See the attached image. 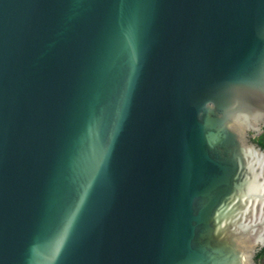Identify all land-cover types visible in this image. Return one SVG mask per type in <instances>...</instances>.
<instances>
[{
	"label": "water",
	"instance_id": "water-1",
	"mask_svg": "<svg viewBox=\"0 0 264 264\" xmlns=\"http://www.w3.org/2000/svg\"><path fill=\"white\" fill-rule=\"evenodd\" d=\"M264 0H0V264H257Z\"/></svg>",
	"mask_w": 264,
	"mask_h": 264
},
{
	"label": "trees",
	"instance_id": "trees-1",
	"mask_svg": "<svg viewBox=\"0 0 264 264\" xmlns=\"http://www.w3.org/2000/svg\"><path fill=\"white\" fill-rule=\"evenodd\" d=\"M264 149V147H263ZM257 264H264V253L256 259Z\"/></svg>",
	"mask_w": 264,
	"mask_h": 264
},
{
	"label": "rangeland",
	"instance_id": "rangeland-1",
	"mask_svg": "<svg viewBox=\"0 0 264 264\" xmlns=\"http://www.w3.org/2000/svg\"><path fill=\"white\" fill-rule=\"evenodd\" d=\"M256 261V260H255Z\"/></svg>",
	"mask_w": 264,
	"mask_h": 264
}]
</instances>
